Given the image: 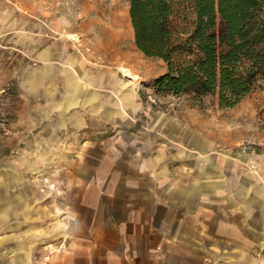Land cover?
<instances>
[{
	"label": "rangeland",
	"instance_id": "374dc122",
	"mask_svg": "<svg viewBox=\"0 0 264 264\" xmlns=\"http://www.w3.org/2000/svg\"><path fill=\"white\" fill-rule=\"evenodd\" d=\"M24 31L34 37L70 31L80 54L98 65L129 72L130 77L121 71L120 75L130 81L141 107L130 123L146 129L144 153L151 155V147L153 153L161 147L165 163H149L139 170V164L130 162L138 152L136 145L126 146L122 155L114 148H80L66 138L59 141L50 129L53 116L42 117L44 101L19 95L17 79L24 69L36 66L20 46ZM165 72L161 60L135 47L127 0H0V171L15 176L0 181L2 190L16 205L42 207L43 227L51 219L65 227L67 206L78 220L91 224L100 215L122 220L132 210L165 203L175 220L179 211L187 214L182 234L187 231L188 240L189 235L197 237V244L186 245L188 264L198 263L192 254L200 250L203 264H232L226 254L238 243L218 239L214 231L227 232V199L234 192L231 174L258 176L259 168L264 170V78L236 106L224 109L210 96L156 93L152 83ZM153 125H164L167 133L152 132ZM200 156L211 157L221 178L215 182L219 192L211 181L200 179ZM198 183L203 194L196 202L187 189ZM81 205L99 209L92 212ZM65 248L66 242L58 245L60 252Z\"/></svg>",
	"mask_w": 264,
	"mask_h": 264
},
{
	"label": "crops",
	"instance_id": "0c3cea01",
	"mask_svg": "<svg viewBox=\"0 0 264 264\" xmlns=\"http://www.w3.org/2000/svg\"><path fill=\"white\" fill-rule=\"evenodd\" d=\"M24 32L19 35L20 46H25V55L34 59L36 66L24 69L21 80L17 79L19 95L23 100L44 101L42 108L47 115L43 112L42 117L53 116L50 129L57 133L59 141L66 138L80 148L93 145L114 148L122 155L126 146L136 145L138 152L131 155L130 162L139 164V170L149 163H165L161 147L155 153L151 147V155L144 153L142 135L146 129L130 123L141 108L138 95L130 81L120 75L119 67L98 65L80 54L70 40L73 35L70 31L52 33L49 37ZM152 128L155 130L152 132L161 136L167 133L164 125ZM198 163L200 179L206 178L218 188L216 183L221 178L211 157L200 156ZM257 174L245 172L241 177L231 174L234 192L227 199V232L214 231L218 239L226 237L231 239L227 242L238 243L226 254L232 264H264V170L259 168ZM7 176L15 177L6 170L0 171V181ZM2 187L0 184V264H188L186 245L198 243L196 236L189 235L193 239L188 240L187 231L181 232L187 214L179 211L175 220L174 211L165 203L152 204L150 210L147 206L132 210L122 220L110 214L100 215L102 218L99 216L91 224L78 220L69 211L73 210L69 209L71 206H67L65 227L60 228L53 219L43 227L42 207L16 205L4 195ZM216 188L214 191L219 192ZM146 194L154 197L155 193L147 189ZM202 194L199 183L187 189V196H194L196 202ZM81 207L92 212L99 209ZM63 242L67 248L60 252L58 245ZM202 252L192 254L198 260L196 264H203Z\"/></svg>",
	"mask_w": 264,
	"mask_h": 264
},
{
	"label": "trees",
	"instance_id": "16d2710c",
	"mask_svg": "<svg viewBox=\"0 0 264 264\" xmlns=\"http://www.w3.org/2000/svg\"><path fill=\"white\" fill-rule=\"evenodd\" d=\"M135 47L161 60L156 93L236 106L264 78V0H127Z\"/></svg>",
	"mask_w": 264,
	"mask_h": 264
},
{
	"label": "bare ground",
	"instance_id": "6f19581e",
	"mask_svg": "<svg viewBox=\"0 0 264 264\" xmlns=\"http://www.w3.org/2000/svg\"><path fill=\"white\" fill-rule=\"evenodd\" d=\"M120 71L123 72L124 76H129L130 77V73L127 72L125 69L121 68Z\"/></svg>",
	"mask_w": 264,
	"mask_h": 264
}]
</instances>
